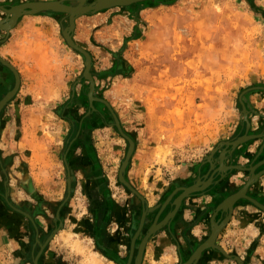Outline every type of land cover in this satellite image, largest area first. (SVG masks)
<instances>
[{"label":"crops","instance_id":"crops-1","mask_svg":"<svg viewBox=\"0 0 264 264\" xmlns=\"http://www.w3.org/2000/svg\"><path fill=\"white\" fill-rule=\"evenodd\" d=\"M155 1L83 15L73 33L75 42L92 55L95 95L110 103L125 130L119 112L146 91L142 79L129 74L126 54L134 47L147 50L146 37L158 32L148 18L158 12L152 7L178 0ZM188 2L217 12L248 8L262 32L256 44L263 52L252 59L256 64L242 70L235 64L229 76L222 77L220 69L210 75L215 81L222 78L242 107L241 116L218 135L207 133L205 123L194 117L199 105H205L199 99L206 93L205 83L194 90L197 100L187 113V124L196 127L183 137L174 127L169 129L167 112L157 106L130 129L135 152L125 177L146 198L148 208L136 251L155 222L175 209L182 188L213 178L209 187L186 197L171 220L150 237L142 264L188 262L210 237L213 220L226 218L219 206L251 179L247 168L264 172V136L236 148L226 144L246 134H264V0ZM7 17L0 8V21ZM131 18L134 26L127 25ZM68 25L67 15L44 12L24 15L10 31L0 30V56L21 77L19 91L0 113V264H35L40 253L39 264H128L142 221L143 201L120 181L113 166L127 156L121 151L125 137L119 131L115 137L113 115L104 102L95 101L92 109L85 56L66 41L63 31ZM15 85V73L0 60V102ZM168 131L173 135L167 136ZM108 137L114 154L105 149ZM247 194L264 205V175ZM216 243L218 247L205 250L195 264H264V209L249 198L240 199Z\"/></svg>","mask_w":264,"mask_h":264},{"label":"rangeland","instance_id":"rangeland-1","mask_svg":"<svg viewBox=\"0 0 264 264\" xmlns=\"http://www.w3.org/2000/svg\"><path fill=\"white\" fill-rule=\"evenodd\" d=\"M23 1L25 0H0V5L10 8L9 5ZM152 8H158V12L148 18L152 22V27L158 28V32L150 38L151 40L146 37L147 43L150 42L147 50L139 51L138 47H134L126 54L133 67L129 68V74L141 78L146 91L141 94V100L133 101L131 104L127 102L129 104L126 106L127 111L123 114L119 112L125 122L127 131L121 123L124 131L133 139L129 133L130 129L139 122L138 118H142L146 110L157 106L167 112L164 117H167L169 129L174 127L177 129V135L183 137L184 131L187 133L189 129L196 127L187 124L189 120L187 113L189 108L195 106L197 100L198 94L194 90L205 83L206 93L200 94L202 98L199 97L205 101V105H199L200 113L196 112L194 117L205 123L203 127L207 133L212 136L214 133L218 135L220 128L222 130L227 128L229 122L241 116L242 107L238 94L230 93L222 78L215 81L210 75L216 72L215 69H220L222 77L229 76L235 64L242 70L246 66H251V63H257L252 62V59L263 51L256 44V38L262 32L256 25L255 18L248 13V8H225V11L217 12V8H198L197 4L189 3L188 0H178L171 5L159 4ZM142 15H139L140 20ZM141 22L143 23V20L137 24ZM134 23L135 20L131 18L127 25L134 26ZM142 26L143 32L147 33L146 26L144 24ZM218 41L222 42L221 46L215 45ZM219 53L221 58L218 57ZM256 67L257 65H254L253 68ZM251 75L250 81L253 79ZM128 82L126 81L127 84ZM133 93L137 95L135 91ZM130 96L133 99L135 97L131 94ZM133 103L135 109H131ZM114 105L119 108L117 103ZM118 108L117 111L121 109ZM170 118L176 120L177 124L171 122ZM113 126L117 130L115 137H118L119 129L115 125L114 116ZM172 135V132L168 131L167 136ZM113 137L112 135L111 138ZM111 138L110 140L107 138L109 142ZM122 145L124 146L122 154L128 153L130 143L126 138L122 140ZM105 149H108L109 154L115 153L111 142ZM110 158L114 161L113 157ZM122 160L124 159L115 160L113 164L117 174H120Z\"/></svg>","mask_w":264,"mask_h":264},{"label":"water","instance_id":"water-1","mask_svg":"<svg viewBox=\"0 0 264 264\" xmlns=\"http://www.w3.org/2000/svg\"><path fill=\"white\" fill-rule=\"evenodd\" d=\"M147 1H151V0H51V1L39 0V1L23 2L21 4L13 5L10 8H7L5 6L0 5V8L2 10H4L8 15V17L5 20L0 21V30H5V31H10L12 28H14L16 26V24L18 23L19 19L22 16L27 15V14H40V13H44V12H53V13L65 14L69 18V25L64 29L63 34H64L65 39L68 42V44L72 48L76 49L77 51H79L81 54H83L85 56L86 69L84 72V77L90 82L89 98H90L91 107L93 108V110H95V108H96L94 105L95 101L104 102L108 106V108L111 110V112L114 116L115 125L118 127L121 134L130 143V147H129L127 156H126L125 160L123 161V164L121 167L120 181L123 184H125L133 193H135L143 201L144 212H143V217H142L140 229L137 232V234L133 240L132 252H131L129 264H131L133 261V257L135 254L136 241H137V238L140 236V234H141V232L145 226L146 217L148 214L146 198L135 187H133L127 181V179L125 177V173L127 171L128 165H129L130 160H131V158L135 152V141L124 131V129L121 125V121L118 118L117 114L114 112L110 103L107 100L100 99L95 95L96 81H95V78H94V75L92 72V68H93L92 55L90 52H88L86 49L79 46L75 42V40L73 38V33L75 31V28H76L77 19L83 15L97 13V12H101V11L113 9V8L130 7V6H133L136 4H141V3L147 2ZM71 2H74L76 4H71ZM0 60L6 66H8L16 75L15 87L0 102V113H1V111L4 109V107L14 98V96L19 91L20 84H21V77H20L18 71L15 69V67L12 64H10L6 60H4L1 56H0ZM247 92L248 91L244 92V94H246ZM241 102L243 105V114L246 118V121L248 122V127L250 128V121L248 119L249 110L245 104L243 97L241 98ZM257 136L263 137L264 134L263 135L246 134V135H244V136H242L236 140L228 141V142H226V144L228 146H232V147L236 148L237 146H239L245 142H248L249 140H252L253 138H256ZM216 169L217 168L214 167V170H216ZM247 169L252 173L251 179L247 182V184L241 190H239L235 194L229 196L218 208V212L223 211L227 214L226 218L222 222H218V221L213 220V228H212V233H211L210 237L197 248V250L194 252V254L192 255V257L190 258V260L188 262H184L182 264H195L205 250L212 248V247H218L216 242H217V239L219 237V234L222 231V229L226 226V224H228L230 222L232 215H233V212H234L235 205L240 199L249 198L255 204H257L262 209H264L263 204H261L260 202H258L255 199L251 198L247 194L249 187L252 184H254L258 178H260L262 175H264V172L262 173V175L256 174L255 173V170H256L255 166L249 167ZM212 181H213V178H212V180H209V181L205 182L204 184L201 181L200 184L197 183L191 187H185V188L181 189L183 192H182V194H180L177 197V199L175 201V204H174L175 209L163 221L159 222L157 220L155 222V224L152 226V228L149 230V232L146 234V236L144 237V239L140 245L138 255L136 257V264H142L143 263V257H144L146 245H147L150 237L158 229H160L162 226H164L165 224H167L171 220V218L176 214V212L180 208L183 200L195 192L206 189L207 187L210 186ZM70 190H71V187H70ZM168 203L169 202H167V204ZM51 239H52V236L50 237L49 240H51ZM44 248H45V245L42 246V249H44ZM40 255H41V253L37 256V258L35 260V264H39L38 260H39Z\"/></svg>","mask_w":264,"mask_h":264},{"label":"flooded vegetation","instance_id":"flooded-vegetation-1","mask_svg":"<svg viewBox=\"0 0 264 264\" xmlns=\"http://www.w3.org/2000/svg\"><path fill=\"white\" fill-rule=\"evenodd\" d=\"M140 226H141V224H140ZM145 227V226H144ZM140 229V228H139ZM144 229V228H143ZM139 231V230H138ZM142 232H143V230H142ZM142 232H141V234H142ZM140 234V235H141ZM146 236V235H145ZM140 237V236H139ZM138 239V238H137ZM144 239V238H143ZM134 240V239H133ZM143 241V240H142ZM136 243H137V241H136ZM142 243V242H141ZM132 245H133V242H132ZM141 245V244H140ZM140 245H139V248H140ZM139 248H138V250L136 251V246H135V254H134V257H133V261H132V263L131 264H133V262H134V264H136V257H137V255H138V252H139ZM131 252H132V248H131ZM130 256H131V254H130ZM129 260H130V258H129ZM129 264V263H128Z\"/></svg>","mask_w":264,"mask_h":264},{"label":"bare ground","instance_id":"bare-ground-1","mask_svg":"<svg viewBox=\"0 0 264 264\" xmlns=\"http://www.w3.org/2000/svg\"><path fill=\"white\" fill-rule=\"evenodd\" d=\"M149 2V1H148ZM21 4V3H20Z\"/></svg>","mask_w":264,"mask_h":264}]
</instances>
